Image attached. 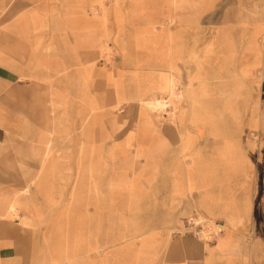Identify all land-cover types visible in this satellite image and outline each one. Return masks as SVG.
Segmentation results:
<instances>
[{
  "label": "crops",
  "instance_id": "0c3cea01",
  "mask_svg": "<svg viewBox=\"0 0 264 264\" xmlns=\"http://www.w3.org/2000/svg\"><path fill=\"white\" fill-rule=\"evenodd\" d=\"M216 2L204 0L198 6L190 1L180 9L197 17ZM114 3V39L120 55L115 74L109 69L100 73L116 92V102L133 107L126 113L130 111L132 123L125 127L124 141L103 143V148L117 150L108 157L69 158L54 145L55 156L44 159L37 157L38 150L45 147L46 151L44 136L55 142V133L44 134L55 125L46 108L48 91L38 87L52 83L47 72L44 75L38 70L43 68L40 66L51 68L53 59H42L37 54L84 53L86 47L99 42L103 19L91 14L85 0H0V115L8 112L4 110L7 104H12L17 125L24 127L31 139L30 144L17 147L24 156L13 159L19 160L15 165L28 167L24 169L28 181L45 182L43 187L36 186L29 197H25L27 188L22 195H10L7 191L21 189L20 180L16 184L13 174H0V215H11V206L18 201V212L12 216L20 214L30 222L32 226L24 229L46 230L41 253L31 237L35 248L31 256L35 259L39 253L41 257H51L54 246H61L73 258L66 261L69 264H246L243 241L252 229L251 182L254 184L255 175L251 174L252 166L247 173L229 175L228 162L221 158L223 149L205 140L214 127L200 120L219 117L220 105L231 100L222 94L224 81L233 77L227 52L218 43L205 45V51L197 55V32L184 29L186 14L179 13L175 28L164 25L166 17H170V24L176 22L172 13L157 7L166 3ZM148 21L161 23L162 29L148 27ZM218 29L222 33L223 28ZM216 33L215 44L221 35ZM112 35L108 30L107 36ZM22 55L31 57L23 61ZM93 64L88 62L76 77L66 78V86L77 88L82 111L86 101L99 109L94 116L96 125V118L103 115L105 99L90 92L97 73ZM173 64L181 71L186 100L180 127L177 125L180 137L172 127L161 125L160 116L143 104L149 98L167 95ZM248 65L245 63L242 69ZM239 75L244 85L236 103L243 102L242 110L249 111L257 102L254 99L249 104L247 80L252 77L243 71ZM25 77L30 78L29 82H20ZM205 93L210 94L208 99L202 98ZM215 129L228 133L223 126ZM109 131L115 132L112 128ZM91 146L103 149L97 142ZM5 161L0 158V166ZM212 166L215 176L210 172L199 175L198 170L209 171ZM238 167L244 168L242 163ZM74 175L76 183L71 184L70 177L72 180ZM202 182L208 184L200 186ZM196 211L224 221L227 236L206 244L188 232V216ZM19 225L18 219L0 220V262L4 264L24 260L22 236L17 232L23 228ZM12 228L16 232L6 234ZM55 234L61 236L60 244L52 241ZM35 259L30 263L37 264L39 259Z\"/></svg>",
  "mask_w": 264,
  "mask_h": 264
},
{
  "label": "rangeland",
  "instance_id": "374dc122",
  "mask_svg": "<svg viewBox=\"0 0 264 264\" xmlns=\"http://www.w3.org/2000/svg\"><path fill=\"white\" fill-rule=\"evenodd\" d=\"M85 1L90 4L91 14L98 15L103 19L99 42L96 41L97 43L95 42L96 45L93 47H86L84 53H70L69 55L37 54V56L42 59L46 58V56H52L51 59H53L51 61V68L40 66V68H43L38 70V72L44 75L45 72H47L49 74L47 78H49L52 84L38 87L41 91H48L46 108L58 132L54 135L55 142L52 144L53 150L55 145L56 148L60 149L58 152L64 153V155L69 158L83 157L86 159H94L97 157H108L110 153L117 152V150L103 148V143L124 141L125 129L132 123L131 116H129L130 111L128 112L129 114L126 113L133 107H129L121 102H116V92L110 87V82L107 80L106 76L100 73V71L103 72V70L109 69L115 74L116 61L120 55L117 49V42L114 39V33L117 29L115 27L116 17L114 11V2L116 0ZM122 1H159V3H166L164 6L159 4L157 7L162 11L172 13L176 22L170 24V22H168L170 17H166L167 22L164 25L175 28L178 26L179 13L186 14L187 25L184 29H191L197 32V39H195L199 49L197 55H201L203 51H205V45L212 46L213 44V46H216L218 43L219 46L227 52V59L230 61L233 68V77L227 78L224 81V85L222 86L224 87V91L222 94L227 95V98L231 100L220 105L218 110L219 117L213 116L201 118L200 120L209 124V127H214V132L212 128V132L205 135L207 137L205 140L207 139L209 143L214 140L213 145L216 149H222V147L218 143L219 135L217 133H219V130L217 131L215 128L223 126L228 133L221 131L220 134L235 135L239 145L235 150H237L239 154L243 153L247 159V161L245 160L243 162L245 166L243 171L247 173V169L252 166L250 168L251 174L255 175L253 178L254 184L251 182L252 190H254L252 207L250 209L251 220L249 223L252 225V229L248 231L245 241H243L244 252L246 264H264V0H214L217 1L215 6L203 11L197 17L191 16L192 14H190L189 10L183 11L180 9V6L177 5L180 0ZM199 1L201 2L204 0ZM200 2H197L198 6ZM2 23L3 22H0V24ZM148 23V27L151 25L154 29H162V24L159 22L151 24L148 21ZM218 28H223L222 33ZM108 30L113 33L112 37L107 36ZM233 31L234 34L232 35ZM216 32L221 33V35L220 39H218V42L215 44ZM257 36L258 44H256L254 40ZM216 37L218 38L217 35ZM233 39L236 40L237 45ZM260 52L263 57V62L258 60ZM28 56L22 55V60H29L31 55ZM80 61H82V64L79 65L76 63ZM86 62L94 63L93 65L97 67V73L94 77V82H92L93 84L90 86V92L94 94L99 93L104 96L105 99V105L102 108L104 110L102 111L103 115H99L96 118L97 123L94 126L95 131L94 127H91L88 122L92 120L94 124V116L99 112V109H94L92 116L89 115L86 109L82 111L81 104L76 94L77 88H68V86H66V78L70 76L76 77L78 72L81 73V68L87 64ZM245 63H249V65L246 69H242ZM241 69L246 75L252 77L247 80V94L249 93L250 96L249 104H252L254 99L257 100L256 104L253 105L249 111L247 109L245 111L242 110V106H244L243 102L236 103V99L240 95V90L244 85L239 75V72H242ZM173 73L177 74L175 70ZM173 73H171V76ZM181 77L175 80L178 89H183V79ZM71 79L72 78H70V80ZM15 80L19 82L20 79L17 77ZM29 80V77H25L21 78L20 82L25 83L29 82ZM59 92L60 94H58ZM62 93L64 94L61 95ZM205 96L208 99L210 94L205 93L202 98ZM162 97L169 99L167 100V105L159 109L154 108L151 112L160 116L161 125L172 127L177 134L183 110L185 109L184 103L176 95L172 96L167 93V95H163L160 98ZM85 103L89 104L87 101ZM144 106L149 109L145 104ZM137 107L135 106L134 108ZM12 108V104H7V108L4 107V110L8 112L6 111V114L0 115V158L6 159V161L3 162L5 164L0 166V174H5L7 176L13 174L16 184L18 180H20L19 184L21 189L7 191L10 195H13V193L22 195V192L27 188L29 192L25 194V197H29L36 186L43 187L45 182L41 180L39 182H37V180L33 182L28 181V173L24 170L28 167L20 166L19 164L15 165V163H19V160L15 162L13 159L24 156L23 151L18 150L17 147L19 145L26 146V144H30L31 139H29V134L27 135L24 133L25 128H20L17 125L16 112H14ZM66 108L68 113L65 112ZM210 109L214 108L210 107ZM258 116H260V118H258ZM21 122H23V118ZM109 128H112L115 132L110 134ZM177 135L179 136V134ZM223 137L225 141L226 138L225 136ZM175 140L178 141L179 139L176 138ZM94 142H97L98 145H100L99 147L103 149H93L91 144ZM44 148L38 150V158H44ZM224 155L221 158L224 157L223 159L225 163H227L228 160L226 159V155ZM85 168L88 169L87 167ZM74 169L76 170L77 168L74 167ZM229 171H231V169ZM203 174L205 173L203 172ZM26 178L27 181L24 180ZM70 182L71 184L76 183L75 175L72 176V180L70 177ZM7 184L10 183L7 182ZM88 184L89 183L86 182V185ZM230 196L232 198L231 200L234 201L235 198H233L232 191H230ZM16 219H18L23 228L17 231L20 233V236H22L24 252V260L19 264H31L30 261L33 263V259H35L31 256L33 250H35L32 246L31 237L34 236V242L37 243L36 250L41 253V251L44 250V234L46 230L24 229V227H31L32 225L27 220H24L25 218H22L20 214L17 216L0 215V220L15 221ZM186 229L206 244L215 242L219 237L222 238L227 236L225 233L228 230L224 221L219 219V217H213V215L210 214L206 215L200 211H196L194 214L188 216ZM200 231H202L203 234H201ZM15 232L16 231L12 228L8 229L6 234H13ZM52 241L55 245L57 243L60 244L62 242L61 236H56L55 234ZM40 253L36 258L39 259L37 264H69L66 263V261L73 260L71 254L63 252V249L61 250V246H54L51 257H41ZM0 264L4 263L0 262Z\"/></svg>",
  "mask_w": 264,
  "mask_h": 264
},
{
  "label": "bare ground",
  "instance_id": "6f19581e",
  "mask_svg": "<svg viewBox=\"0 0 264 264\" xmlns=\"http://www.w3.org/2000/svg\"><path fill=\"white\" fill-rule=\"evenodd\" d=\"M190 1H195V3L198 5V3L197 2H200L199 0H180V1H178V4L177 5H179L180 6V8H183L184 7V5L186 4V3H189ZM255 40V43L256 44H258L257 43V40H258V36L256 37V39H254ZM263 48V47H262ZM258 60L259 61H261V62H263V57H262V54H261V52H260V56H259V58H258ZM174 70L176 71V73L177 74H174L173 72H174ZM173 74H172V76L170 75V79H169V85H168V94L169 95H172V96H177L178 98H180V100L181 101H183V103H184V106H185V103H186V100H185V92H184V89H178L177 88V84H176V79L177 78H180L181 77V71H180V69H179V67L178 66H176V65H174L173 64ZM181 82V81H180ZM182 83H183V81H182ZM164 97H162V98H160V99H157V98H154V97H152V98H149V100H147L144 104L145 105H147L148 106V108H149V110L150 111H153L154 110V108L155 109H159L160 107H162V106H164V105H167L166 103H167V100H169V99H166V98H164ZM53 103V102H52ZM54 103H56V102H54ZM93 107H91L89 104H87V107H86V111L89 113V115L90 116H92V112H93ZM238 110V109H237ZM256 112V111H255ZM182 113V112H181ZM255 114V113H254ZM257 114V113H256ZM89 116V117H90ZM175 118V117H174ZM258 118H260V116H258ZM87 120V119H86ZM90 125H91V127H94L95 126V122H94V124H93V121L91 120L90 122H88ZM198 123V122H197ZM260 123V122H259ZM199 125V124H198ZM56 131H57V129L54 127L52 130L51 129H49V130H47V132L45 131L44 132V134L46 133H48V134H51V133H56ZM94 131H95V127H94ZM198 131V130H197ZM93 132V131H92ZM90 133H91V130H90ZM206 133V132H205ZM218 135H219V141H218V143H219V145L222 147V149H223V151H224V154L226 155V159L228 160L227 162V166H228V168H227V170H230L231 169V171H228L229 172V175H233L235 172H237V171H239L240 169H239V165H241V163L243 164V167H245L244 166V156H242L243 155V153H238L237 152V150H235L237 147H239V145H238V142H237V139H236V136L235 135H232L231 136V134H226V135H222V134H220V131H219V133H217ZM223 136H225V141H224V137ZM92 138H94V137H92ZM197 138V137H196ZM44 142H43V144L46 146V151H45V155H44V159H50V158H52L53 157V155L56 153V151H54L53 150V147H52V144H53V142H54V140H52L51 138H49V137H45L44 136ZM207 140V139H206ZM166 142H168V139L166 138ZM212 142H214V140L212 141ZM240 142V141H239ZM222 143H223V146H222ZM205 145H206V143H205ZM207 146V145H206ZM212 146V145H211ZM210 146V147H211ZM214 150V149H213ZM55 156V155H54ZM223 156V155H222ZM220 158V157H219ZM224 158V157H223ZM48 161V160H47ZM223 162V161H222ZM220 164V163H219ZM221 165V164H220ZM212 170H209V171H207V170H198V173H199V175H203V172L205 173V172H210V174H212L213 176H215L217 173L215 172V167L214 166H212V168H211ZM244 170V168L242 169V171ZM208 173H205V174H208ZM206 184H208V183H205V182H202L201 184H199L200 186L201 185H206ZM229 194V193H228ZM18 198V197H17ZM225 203H227V201L225 202ZM17 205H18V201L17 202H14L13 204H12V206H11V215H14V214H17V212H18V208H17ZM229 206V205H228ZM230 207V206H229ZM228 207V208H229ZM230 209V208H229ZM229 209H227V211L229 210ZM237 212H238V210H237ZM245 212V211H244ZM212 214V213H211ZM245 214V213H244ZM218 226V225H217ZM224 241V240H223ZM56 249H58V248H56ZM62 250V249H61ZM58 251V250H57ZM55 253V252H54ZM58 255V254H57ZM59 257V256H58Z\"/></svg>",
  "mask_w": 264,
  "mask_h": 264
},
{
  "label": "built area",
  "instance_id": "2783aa9c",
  "mask_svg": "<svg viewBox=\"0 0 264 264\" xmlns=\"http://www.w3.org/2000/svg\"><path fill=\"white\" fill-rule=\"evenodd\" d=\"M200 233H201V234H203V232H202V231H200Z\"/></svg>",
  "mask_w": 264,
  "mask_h": 264
}]
</instances>
